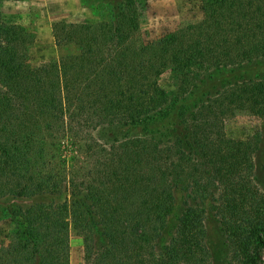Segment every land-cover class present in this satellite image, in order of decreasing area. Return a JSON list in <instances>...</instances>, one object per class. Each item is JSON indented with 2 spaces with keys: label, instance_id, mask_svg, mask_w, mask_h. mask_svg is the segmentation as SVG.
Listing matches in <instances>:
<instances>
[{
  "label": "trees",
  "instance_id": "1",
  "mask_svg": "<svg viewBox=\"0 0 264 264\" xmlns=\"http://www.w3.org/2000/svg\"><path fill=\"white\" fill-rule=\"evenodd\" d=\"M103 1L108 20L54 23L57 48L76 51L37 67L34 32L0 14V205L14 226L0 264H71L72 233L84 264H264V146L225 131L238 109L264 119V82L232 83L177 124L159 82L173 71L183 104L215 71L264 59V0H201V21L153 42L148 0Z\"/></svg>",
  "mask_w": 264,
  "mask_h": 264
},
{
  "label": "rangeland",
  "instance_id": "2",
  "mask_svg": "<svg viewBox=\"0 0 264 264\" xmlns=\"http://www.w3.org/2000/svg\"><path fill=\"white\" fill-rule=\"evenodd\" d=\"M111 10V5L103 0H0V14L6 23L19 24L34 32L35 41L29 47L30 62L34 67L54 62L60 56L76 51L74 47L57 48L53 36L54 23H95L110 19L113 14ZM203 17L201 0H148L141 20L142 37L146 42L157 41L184 26L201 21ZM175 75L173 71H167L159 82L172 99L178 100L166 117L177 124L180 110L186 109L187 113L193 111L200 102L232 83L253 78L264 82V59L239 68L215 71L200 89L186 97L183 104L181 98L176 96L178 80ZM155 127H160V124ZM225 131L229 140L241 141L260 149L264 146V119L253 114L249 108L235 110L225 120ZM95 135L105 137L106 133L97 132ZM255 162L256 183L264 191V152L256 155ZM177 198L168 220L171 230L177 226L181 213V197ZM3 210L4 206L0 205V249L9 244V235L14 228L11 221L1 215ZM208 244L216 260L226 257L227 248L218 224L212 218L208 221ZM70 245L71 264H84L83 238L72 233Z\"/></svg>",
  "mask_w": 264,
  "mask_h": 264
}]
</instances>
